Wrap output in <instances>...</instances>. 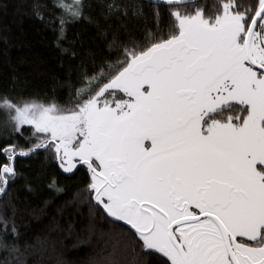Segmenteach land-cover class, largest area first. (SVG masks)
<instances>
[{
  "label": "snow or ice",
  "instance_id": "obj_1",
  "mask_svg": "<svg viewBox=\"0 0 264 264\" xmlns=\"http://www.w3.org/2000/svg\"><path fill=\"white\" fill-rule=\"evenodd\" d=\"M51 2L34 14L57 46L83 19L104 47L69 66L63 103L0 91V196L18 179L32 190L18 161L43 152L64 174L85 172L70 203L119 224L132 238L121 251L264 264V0H100L99 18L87 0ZM14 215L0 232L18 241Z\"/></svg>",
  "mask_w": 264,
  "mask_h": 264
},
{
  "label": "trees",
  "instance_id": "obj_2",
  "mask_svg": "<svg viewBox=\"0 0 264 264\" xmlns=\"http://www.w3.org/2000/svg\"><path fill=\"white\" fill-rule=\"evenodd\" d=\"M131 2V0H130ZM209 4L213 0H208ZM91 5L86 11L93 18H99L100 0H87ZM34 5L45 16L52 7L51 0H0V91L11 94L57 98L63 103L68 96L70 84L75 77L68 76L69 66H75L85 57L86 49L98 51L104 47L103 38L97 35L95 25L80 20L68 26L67 51L55 43V33L44 21L34 14ZM75 51L76 57L71 53ZM3 129L0 128V131ZM30 129H26V137ZM25 145V140L16 138ZM32 181L29 190L23 179L11 185L6 195L0 196V217H11L19 226L20 237L13 241L11 233L6 237L0 232V239L18 245L13 253L0 247V264H96L112 254L123 264H132L140 259L144 264H159L158 257L121 251L126 241L132 238L119 224H113L100 214L89 215L87 207L77 208L72 200L73 193L81 185L78 178L86 179L81 170L75 177L64 174L57 163L40 152L36 156L18 161ZM57 187L66 190L57 192L50 188L52 179ZM94 231L89 232V226ZM31 246L25 247V242Z\"/></svg>",
  "mask_w": 264,
  "mask_h": 264
}]
</instances>
